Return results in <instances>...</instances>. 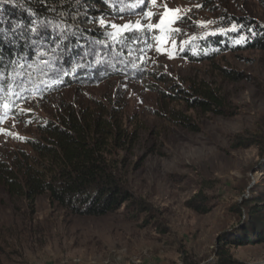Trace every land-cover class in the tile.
<instances>
[{"label": "rangeland", "instance_id": "1", "mask_svg": "<svg viewBox=\"0 0 264 264\" xmlns=\"http://www.w3.org/2000/svg\"><path fill=\"white\" fill-rule=\"evenodd\" d=\"M109 1L118 9L111 10L113 19L100 21L111 37L108 51L127 39L121 53L105 58H111L110 68L125 63L126 75L32 96L16 113H0V158L19 149L31 152L26 141L36 135L35 122L53 119L50 115L63 104L94 109L100 102L103 111L117 110L133 135L132 147L117 148L112 156L123 158L132 198L106 215L80 216L53 202L48 192L33 203L1 186L0 264H183L184 256L202 261L236 223L230 205L250 195L239 188L244 176L251 186L262 179L258 167L264 158L255 136L264 132V49L251 42L264 26V0ZM176 9L169 15L171 23L147 28ZM223 12L244 21L225 22ZM125 24L131 27L125 29ZM172 87L187 94L174 99ZM207 90L219 97L221 106L190 107L183 97L196 98ZM204 183L216 204L199 213L187 204ZM230 249L246 264H264V244Z\"/></svg>", "mask_w": 264, "mask_h": 264}, {"label": "trees", "instance_id": "2", "mask_svg": "<svg viewBox=\"0 0 264 264\" xmlns=\"http://www.w3.org/2000/svg\"><path fill=\"white\" fill-rule=\"evenodd\" d=\"M113 9L118 7L109 0L0 2V113L12 115L21 102L32 96L47 97L76 85L96 86L107 77L126 75L125 63L110 68L111 58H105L121 53L127 39L119 42L113 52L108 51L111 37L100 21L103 17L113 19ZM220 16L230 24L244 21L232 13L223 12ZM256 33L258 38L251 45L264 49V26ZM128 73L134 76L133 71ZM173 89L170 95L174 99L187 94L177 87ZM23 95L27 98H20ZM183 97L190 107L204 110L222 104L210 90L201 91L196 98ZM5 105H10L8 111L4 110ZM50 116L53 119L42 117L35 122L36 135L26 141L31 152L19 149L0 158V187L33 203L37 196L48 192L53 202L80 216L100 217L130 201L123 158L112 156L117 148H131L134 138L124 128L118 111H103L100 102L94 109L72 103L63 104ZM255 137L260 157L264 158V132ZM258 168L262 179L251 186L245 175L239 188L244 193L248 189L250 195L229 207L236 223L219 236L206 259L197 261L184 256L183 264H201L212 255L214 259L206 264H246L234 257L230 247L264 244V165ZM206 185L187 204L199 213L211 211L216 204L209 200Z\"/></svg>", "mask_w": 264, "mask_h": 264}, {"label": "snow or ice", "instance_id": "3", "mask_svg": "<svg viewBox=\"0 0 264 264\" xmlns=\"http://www.w3.org/2000/svg\"><path fill=\"white\" fill-rule=\"evenodd\" d=\"M0 2H3V0H0ZM152 3H155V0H152ZM138 4L140 5H144L145 4V0H138ZM179 9H176V10H168L164 13V16L162 18H160V23L157 24V25H153V24H147V28L148 29H152V28H163L166 23H171L172 21L169 19V15L170 13H175V12H178ZM147 15L149 17H151L153 14L151 12L147 13ZM112 27L116 28L117 26L116 25H112ZM123 28L127 29V28H130L131 26L129 24H125L122 26ZM141 25L139 22H136V28H140ZM174 31H179V29H175ZM157 39H161V42H163V39L164 38H157ZM159 50V49H158ZM5 107H7V105H5ZM0 119H2V117H0Z\"/></svg>", "mask_w": 264, "mask_h": 264}]
</instances>
